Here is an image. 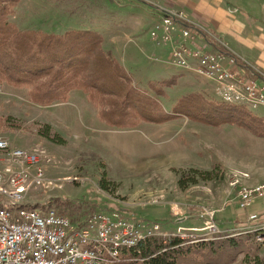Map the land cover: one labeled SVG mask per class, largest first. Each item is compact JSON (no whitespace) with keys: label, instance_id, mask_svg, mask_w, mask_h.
I'll list each match as a JSON object with an SVG mask.
<instances>
[{"label":"rangeland","instance_id":"374dc122","mask_svg":"<svg viewBox=\"0 0 264 264\" xmlns=\"http://www.w3.org/2000/svg\"><path fill=\"white\" fill-rule=\"evenodd\" d=\"M163 10L181 11L189 25L207 33L208 50L221 48L250 73L264 75V0H17L8 19L21 30L98 32L104 48L137 87L156 97L167 111L181 95L216 98L215 86L209 90L211 83L205 77L165 62L179 37L160 44L150 38V27ZM172 76L177 80L163 87L164 95L153 93L150 84ZM250 110L264 118V108ZM45 125L63 143L41 137L38 131ZM219 126L182 115L162 123L141 121L136 126L114 127L98 118L81 89L69 91L63 102L40 104L30 99L27 88L0 83V137L11 147L41 152L37 166L43 171V182L28 184L23 203L42 207V211L49 206L66 208L73 223L100 211L157 223L168 233L183 228L187 241L215 239L220 234L250 239L264 232V211L254 212L255 219L248 218V210L238 207L239 186L228 184L234 172L227 173L214 158L217 146L209 138L220 135ZM258 145L256 139L242 150L250 155ZM263 149L264 145L259 150ZM257 160L250 161V172L264 166L263 156ZM5 163L0 153V169ZM189 168L211 175L180 188L178 177ZM238 174L241 179L247 176L246 172ZM102 176L109 190L100 187ZM18 206L0 201L3 208ZM256 246L264 256V242ZM242 257L243 252L237 253L229 264H245Z\"/></svg>","mask_w":264,"mask_h":264},{"label":"trees","instance_id":"16d2710c","mask_svg":"<svg viewBox=\"0 0 264 264\" xmlns=\"http://www.w3.org/2000/svg\"><path fill=\"white\" fill-rule=\"evenodd\" d=\"M16 1L0 0V83L27 88L32 101L63 102L69 91L81 89L96 108L98 118L109 126L130 127L141 121L162 123L184 115L210 126L235 125L264 137L263 117L242 104L217 97L208 98L200 93L181 95L167 111L156 97L137 87L112 52L104 48L103 37L98 32L71 29L53 34L21 30L8 19ZM198 31L201 38L211 43L207 33ZM216 50L222 51L218 47ZM176 80L172 76L160 84H150V88L157 96L164 95L163 87H170ZM38 132L45 139L63 143L47 125ZM210 175V171L189 168L180 173L178 185L185 188L195 183L197 177L207 179ZM99 185L110 189L104 176ZM56 211L69 216L66 208ZM256 242L255 237L226 234L192 243L178 237L163 241L161 236H151L137 248L122 250L118 264H229L239 252H243L245 264H264Z\"/></svg>","mask_w":264,"mask_h":264},{"label":"built area","instance_id":"2783aa9c","mask_svg":"<svg viewBox=\"0 0 264 264\" xmlns=\"http://www.w3.org/2000/svg\"><path fill=\"white\" fill-rule=\"evenodd\" d=\"M200 29L186 22L179 10H163L149 30L157 44L178 41L171 48L170 61L212 81L215 95L225 102L249 109L264 108V81L259 83L237 59L223 51L208 50L211 45L195 44ZM259 77L264 75L258 72ZM0 153L6 163L0 169V201L19 204L16 209L0 207V264H118L121 251L137 248L147 237L188 239L183 228L164 232L157 223H145L107 212H92L80 223L58 213L55 208L33 207L23 203L28 184L41 185L43 171L37 166L41 152L11 147L0 137ZM236 172L228 177L230 186H239L238 207L246 209L256 197L264 195V181L246 186ZM246 176V174H244ZM255 219L256 214H248ZM186 231V230H184ZM264 242V232L255 234ZM196 241V238L188 240Z\"/></svg>","mask_w":264,"mask_h":264},{"label":"crops","instance_id":"0c3cea01","mask_svg":"<svg viewBox=\"0 0 264 264\" xmlns=\"http://www.w3.org/2000/svg\"><path fill=\"white\" fill-rule=\"evenodd\" d=\"M198 40L200 41L199 43L203 45V39L198 37ZM168 57H169V54H167V56L165 57V62L171 66L178 67L172 64V62L170 61ZM181 70L186 71V72H192V71L184 70L182 68ZM205 80L211 83L209 84L210 85L209 90L212 89V86L214 88V83L212 81L208 79H205ZM256 80L257 81L260 80L261 83H263L264 78L256 76ZM214 91L215 90L213 89V92ZM207 128H213V127H207ZM216 128L222 130L220 135H217V138H209V141L211 142L210 144L215 143V145L217 146L215 154L213 153L214 158H218L220 160L219 162H222V164L224 165V169H226V171L229 170L227 173L236 172V171L237 173L246 172L247 176L241 179V183L247 186H251L253 184L263 182L264 181V166L260 167L259 170L253 171V172H250L247 167H249L250 161H253L254 159L256 160V162H258L259 160L257 159L262 156H263L262 162L264 164V149L259 150L264 145V143L260 142V139L264 140V137L254 136L253 134L247 132V130L232 126L230 124H223ZM233 139L237 141L236 143L234 142V145L238 147L236 152L233 151L234 149V146L232 144ZM256 139H258V144H259L257 147L258 150H254L253 154L247 155L246 151L242 149L247 148L249 146V142L253 143ZM219 144H221L222 147ZM258 152H260L262 155L259 156ZM244 210H248V213H251V212L260 213L261 211H264V195L261 197L254 198L250 206H248Z\"/></svg>","mask_w":264,"mask_h":264},{"label":"bare ground","instance_id":"6f19581e","mask_svg":"<svg viewBox=\"0 0 264 264\" xmlns=\"http://www.w3.org/2000/svg\"><path fill=\"white\" fill-rule=\"evenodd\" d=\"M200 230V229H199Z\"/></svg>","mask_w":264,"mask_h":264}]
</instances>
